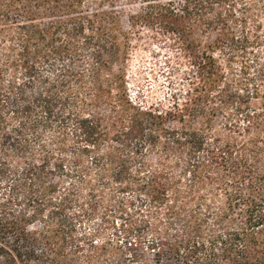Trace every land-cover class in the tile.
Listing matches in <instances>:
<instances>
[{
  "label": "trees",
  "instance_id": "1",
  "mask_svg": "<svg viewBox=\"0 0 264 264\" xmlns=\"http://www.w3.org/2000/svg\"><path fill=\"white\" fill-rule=\"evenodd\" d=\"M115 1L0 0V258L66 264L84 246L101 252L96 232L74 235L90 212L81 187L96 181L132 192L127 202L161 212L165 227L126 240L129 256L110 264H264V34L227 72L223 42L212 48L208 35L221 36L237 0H141L128 27L162 31L194 69L166 108L142 107L127 97L131 36ZM106 99L107 119L92 111ZM69 135L93 154L89 167L69 161ZM106 141L117 147L96 152ZM160 146L177 154L178 175L128 168Z\"/></svg>",
  "mask_w": 264,
  "mask_h": 264
},
{
  "label": "rangeland",
  "instance_id": "2",
  "mask_svg": "<svg viewBox=\"0 0 264 264\" xmlns=\"http://www.w3.org/2000/svg\"><path fill=\"white\" fill-rule=\"evenodd\" d=\"M140 1L136 0L135 3L130 0L115 1L116 10L123 15V29L131 36L129 56L125 64L126 93L132 102L142 107L161 105L166 108L174 93L179 94L185 91L189 82L188 78L193 74L194 69L187 62L184 52L180 51L178 45H173L172 40L166 39L162 31L144 26L132 30L128 27L126 17L138 10ZM234 14L233 16L225 12L224 26L217 40H215V27L208 37H211L209 44L212 48H216L217 43L223 42L222 50H215V54L219 56L227 72L231 67V71L238 74L239 66L248 59H252L253 53L257 51V48L249 46L254 31L257 30L256 34L259 33L262 36L264 34V0H237L234 5ZM195 37V44L198 43L199 47L208 40L200 32L195 33ZM243 45L246 48L241 51ZM111 106L113 104H109L106 99V102L100 103L98 107H93L92 111L106 115L105 119H107ZM105 124H110L111 130L116 129L108 120H105L102 129H106ZM107 137L112 138V135ZM68 138L69 161L72 162L76 158L82 167H89L93 156L90 151L93 152V150L90 148V153L82 155L83 153L77 152L78 149L74 151L75 148L80 147L74 135H69ZM106 142L96 152L104 153L110 150L112 145L117 147L114 143ZM165 151L166 148L163 146L154 149L145 147L143 151L133 156L134 162L128 165V168L132 171L140 170L143 174L160 170L171 175H178L180 169L176 160L177 154H165ZM75 152L77 154H74ZM141 157H144L143 161L140 160ZM95 184L81 187L83 196L80 200L88 205L90 212L87 219L76 224L74 235L81 240V243H84L82 235L96 232L97 245H103V249L101 252L91 254L87 246H84L82 251L73 253L66 264H110L113 261H120L126 255L129 256L127 251L129 244H125L126 240L134 246L138 240L143 243L144 240L150 239L153 230L165 228L162 224L161 212L155 211L148 204L140 210L137 205L132 206L127 202L133 196L132 192L122 194L110 183L104 184V188H101L103 186L98 185L96 181ZM92 187H95V192L91 194L93 197L88 192V189ZM132 190L135 192V189ZM90 197H92L91 201L87 203ZM0 264L8 263L0 258Z\"/></svg>",
  "mask_w": 264,
  "mask_h": 264
}]
</instances>
